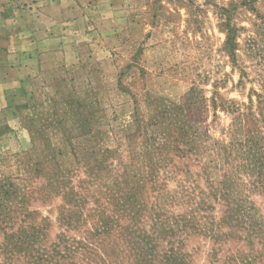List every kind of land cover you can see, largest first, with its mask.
<instances>
[{
	"label": "rangeland",
	"instance_id": "374dc122",
	"mask_svg": "<svg viewBox=\"0 0 264 264\" xmlns=\"http://www.w3.org/2000/svg\"><path fill=\"white\" fill-rule=\"evenodd\" d=\"M0 5V264H264V0Z\"/></svg>",
	"mask_w": 264,
	"mask_h": 264
},
{
	"label": "crops",
	"instance_id": "0c3cea01",
	"mask_svg": "<svg viewBox=\"0 0 264 264\" xmlns=\"http://www.w3.org/2000/svg\"><path fill=\"white\" fill-rule=\"evenodd\" d=\"M4 10V5H0V115L2 118L3 113L12 110V88L25 75L30 56L23 47H20L23 43L21 34H14L10 30L11 23L2 15Z\"/></svg>",
	"mask_w": 264,
	"mask_h": 264
},
{
	"label": "trees",
	"instance_id": "16d2710c",
	"mask_svg": "<svg viewBox=\"0 0 264 264\" xmlns=\"http://www.w3.org/2000/svg\"><path fill=\"white\" fill-rule=\"evenodd\" d=\"M228 43H230V41ZM17 241L19 243H22V244H26V243L32 244V241H29V239L27 240L26 234L19 236ZM28 247H29V245H28ZM29 248L31 249V254H30L31 257L29 260L31 262V264H43L44 262H50V261H52V258L54 255H59L58 253H51V252L41 253V252H39V250L37 248H31V247H29ZM54 251L58 252L57 247L54 248ZM59 256L62 257V255H59Z\"/></svg>",
	"mask_w": 264,
	"mask_h": 264
}]
</instances>
